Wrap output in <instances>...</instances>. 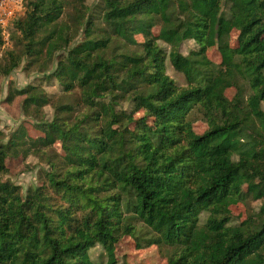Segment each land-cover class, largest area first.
<instances>
[{
  "label": "trees",
  "instance_id": "trees-1",
  "mask_svg": "<svg viewBox=\"0 0 264 264\" xmlns=\"http://www.w3.org/2000/svg\"><path fill=\"white\" fill-rule=\"evenodd\" d=\"M97 1L26 0L12 24L22 56L6 51L0 77L24 58L78 97L56 104L35 84L9 93L42 135L0 131V264H97L96 246L117 264L124 236L166 248L167 264H264V0ZM185 41L197 49L183 55ZM4 45L0 28V56ZM29 156L46 158L39 184L1 179L7 159ZM248 200L258 212L233 224L229 205Z\"/></svg>",
  "mask_w": 264,
  "mask_h": 264
},
{
  "label": "rangeland",
  "instance_id": "rangeland-1",
  "mask_svg": "<svg viewBox=\"0 0 264 264\" xmlns=\"http://www.w3.org/2000/svg\"><path fill=\"white\" fill-rule=\"evenodd\" d=\"M98 3L97 0H86V4L89 7L95 6ZM25 3H23V6ZM23 9V8H22ZM23 10H16L12 20L4 28L5 36L8 37V42L5 43L1 50L0 65H4L7 62L4 53L8 50H16L19 56H22V47L16 48L15 44L9 40V37L13 31L12 24L17 19L23 17ZM159 32V26L153 29V35L157 36ZM238 33L236 31L231 33L230 46L232 48L237 47ZM138 43L143 41L141 36H135ZM160 47L164 49L166 54L169 52V47L158 42ZM135 48V47H132ZM197 47L193 41H185L179 48L180 53L187 55L189 52L196 50ZM207 57L214 63L219 64L221 62V56L216 48L209 49L207 51ZM165 73L170 76L177 86H184L185 80L183 76L177 73L170 65L168 59L165 61ZM48 73L42 74L39 72L38 66L27 67L26 60L21 58V63L17 69L8 77H0V131L4 137L9 136L17 131L19 127H23L27 134L31 138H37L42 134L35 129L33 119L25 116L22 109L23 97H15L11 102L7 101L9 93L12 89H22L27 85L35 84L40 86L45 93L50 97L53 103L66 104L75 100L78 97V90L75 89L70 93H63L59 83L53 78L47 79ZM236 93L234 88L226 90V97L231 100ZM58 99V100H57ZM58 101V102H57ZM264 110V104L262 105ZM53 110L50 106L44 107L39 114V118L43 120L51 119ZM192 129L200 135L206 129L207 125L198 114H192ZM6 142V139H4ZM55 152L61 154L59 145L54 146ZM52 155V153H49ZM45 157L36 158L29 156L27 158H9L6 161L7 173L3 174L1 179L9 181L19 186L23 191L31 186H35L41 182L40 173L42 169H47V162ZM238 190H245L242 185H237ZM260 207V202L248 200L245 204L238 202L229 205L230 214L232 215L233 224H240L245 222L252 214L257 213ZM138 243L128 236H124L120 239L115 247V260L117 264H167L168 251L166 248L158 246L142 247L139 248ZM91 259L97 264H106L107 258L103 254L101 246H96L90 251Z\"/></svg>",
  "mask_w": 264,
  "mask_h": 264
},
{
  "label": "built area",
  "instance_id": "built-area-1",
  "mask_svg": "<svg viewBox=\"0 0 264 264\" xmlns=\"http://www.w3.org/2000/svg\"><path fill=\"white\" fill-rule=\"evenodd\" d=\"M26 0H0V28L5 43L8 42V37L5 36L4 28L12 20L16 10H23ZM23 8V9H22Z\"/></svg>",
  "mask_w": 264,
  "mask_h": 264
}]
</instances>
